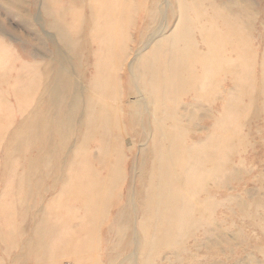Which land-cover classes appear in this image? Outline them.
Here are the masks:
<instances>
[{
  "label": "rangeland",
  "instance_id": "1",
  "mask_svg": "<svg viewBox=\"0 0 264 264\" xmlns=\"http://www.w3.org/2000/svg\"><path fill=\"white\" fill-rule=\"evenodd\" d=\"M102 1L13 0L11 3L0 0V264H128L125 257L130 253L136 225L140 233L139 264H264V0L182 1L189 9L185 27L197 50L194 56L215 58L218 64L209 68L206 78L200 64H195L198 81L192 83L187 96L181 98L189 105L198 101L202 105L195 107L198 111L195 128L201 132H188L187 150L192 156L205 154L201 156H204L205 169L202 185L206 184L197 197L199 184L189 185L195 196L183 199L189 203L186 204L190 210V214L181 217L184 221L176 214L167 216L163 209L156 212V201L145 211L144 201H141L137 222L132 213L128 216L125 211L127 201L136 190V184L147 186L150 168L146 164L144 173H137V165L142 167L143 159L139 149L128 150L129 144L138 142L135 132L128 128L132 103L129 95L133 88L129 60H124L120 67L112 65L110 81L118 84L121 95L105 105L121 112L117 108L120 105L124 111L121 123L122 129H126L125 135L113 114L108 118L106 130L99 128L98 121L96 129L90 131L82 107L73 115L75 132L73 129L68 139H63L58 130L57 120L64 112L62 107H69L73 101L70 95L76 93L70 88L74 86L61 81L62 65L71 70L73 76L68 77L67 82L72 80L73 85L77 84L84 105L88 99L96 100L93 96L100 97L98 89L94 88L100 86L103 63L116 49L115 43L108 42L111 35L92 31V7L94 4L105 7V0ZM131 1L137 5L136 11L124 29L117 52L119 57L124 51H129L126 55L133 53L140 45L141 33L146 32L147 14L158 0ZM171 1L174 15L168 34L177 29L180 19L179 0ZM192 20H196L195 26H189ZM211 23L217 28L207 27ZM232 24L239 26L237 35L227 30ZM55 89L58 93L54 96ZM96 107H100L98 102ZM98 115L101 114L98 112ZM232 123L237 128L230 127ZM108 144L112 146L110 149ZM151 154L145 155L147 163L153 157ZM117 163L122 168L118 179L116 167L113 168ZM113 179L119 180L118 183ZM87 190L93 191L88 193ZM173 190L174 195L178 191L182 194L178 185ZM137 193V196H145L138 188ZM180 203L177 206L182 208Z\"/></svg>",
  "mask_w": 264,
  "mask_h": 264
},
{
  "label": "bare ground",
  "instance_id": "2",
  "mask_svg": "<svg viewBox=\"0 0 264 264\" xmlns=\"http://www.w3.org/2000/svg\"><path fill=\"white\" fill-rule=\"evenodd\" d=\"M12 1V2H11ZM19 1V0H18ZM102 1V0H101ZM182 1L186 0H179L178 6L180 13L177 12V14L180 16L179 22L175 28L174 31L171 33H167V30L171 26V19L174 15V7L172 5L171 0H158L155 4V7L148 12L147 14V23L144 27L145 34L141 33L143 35V39L140 42L139 45L133 53H128L129 51H124L123 55L119 57L117 55L119 43H121V39L123 38L124 29H126L127 25L131 23L133 12L136 11L135 3L131 0H105V7H100L102 4H94L92 7L91 12V24L93 26V32H102L106 35H111V39L108 40V42L115 43L116 49L114 50V55H111L107 57L106 61L103 63V68L101 70V76L100 77V86H95L94 90H97V94L100 97H92L94 99H88L86 101V104L84 105V99H82V94H80L79 87L76 83L73 85L72 80H70L68 83L67 78H71L72 75L71 70L67 66H63L60 68V75H61V81H63V84H69L70 88H74L75 92L72 96V103L69 107H62V118L59 117L57 120L58 123V130H61L62 138H69L70 135L73 133V129L75 132V124L73 123V115H75V112L77 110H80V107L83 108V111L85 113V120L86 125L89 127V130L92 131L95 128V124L100 121L99 128H103L106 130L110 119V115H116V121L118 120L119 124L121 125V130L123 132H126V129H122V123L123 122V114L124 111L119 107L118 104L117 108L121 111L118 112L117 110L106 107L108 101H115L117 100L118 96L121 95L119 91V86L117 83H113L110 81V75H111V69L112 65L117 64L119 67L123 64L124 60H129L130 69L132 72V92L131 98L132 103L130 104L129 111H130V127L128 125V128L132 129L135 132V139L138 141L135 145L134 143L129 144L128 150L133 151L136 149H139V156L142 157V167H138L137 165V173L141 172L144 173V166H148L150 168V172L148 173L146 177V181L148 182L147 186H143L141 184H136V187L138 188V191H144L145 196L140 197L137 196V188L135 187L132 197L128 200L127 203L129 204L126 206L125 211H127V215L129 216V213H132V217L136 218L137 220V214H138V202L141 203V201H144V209L149 210L152 207V204L156 201L157 202V210L156 212H161L162 209L167 211V216L171 217L172 214H176L180 216V220H183L187 214H190V210L188 208V205L183 202V199L185 197H189L194 199V194L191 193L189 185H198L199 189L197 195L202 192V173L204 168V159L203 157L199 156V154L196 156H192L190 152L187 150V141L189 135L188 132H201V130H197L195 128L198 123L195 125V119L198 116V111H196V108L198 105H200L199 101L198 105H189L188 103H185L181 98L182 96L186 97L188 93V89L191 87L192 83L195 81H198V73L196 72L195 64H200V67L203 70V77H207L209 73L210 67H215V65L218 66L217 63H215L216 59L214 60L207 59L205 56H202L200 59V55L198 57L194 56V53H196V47H194V42L191 40V37L188 38L189 32H187L188 27H185V21L186 16L188 14L189 9L188 6H185ZM11 3H13V0H10ZM44 2V1H43ZM103 2V1H102ZM35 3V2H34ZM176 3V1H175ZM43 4V3H42ZM149 4V3H148ZM13 5V4H12ZM18 5V4H15ZM35 5V4H34ZM41 6V5H40ZM154 6V5H153ZM244 6V5H243ZM177 7V6H176ZM248 7V6H247ZM42 8V7H41ZM60 9V8H59ZM215 9V8H214ZM61 10V9H60ZM146 11V10H145ZM241 11V10H239ZM212 12V11H211ZM243 12V11H242ZM46 13V12H45ZM49 13V11H48ZM131 13V14H130ZM195 10V14L197 16H200ZM240 14V13H237ZM241 13L240 15H242ZM248 14V15H247ZM244 14L246 16V20L249 21L250 19V12ZM239 15V16H240ZM80 16V15H79ZM183 16V17H182ZM78 17V16H77ZM145 17V16H144ZM178 17V16H177ZM34 18V17H33ZM189 18V17H188ZM239 18V17H238ZM243 18V16H242ZM144 19V18H143ZM142 19V20H143ZM178 19V18H177ZM190 19V18H189ZM235 19V18H234ZM56 20V19H55ZM245 21V20H244ZM54 22V20H53ZM51 23V22H50ZM242 23V22H241ZM251 23V22H249ZM57 24V22H56ZM55 24V25H56ZM196 20H192V23L189 24L195 26ZM48 25V24H47ZM52 25V24H51ZM49 25L48 27H50ZM54 25V24H53ZM82 25V24H81ZM251 26V25H250ZM253 26V25H252ZM251 26V27H252ZM84 27V26H83ZM207 27L210 28H217V25L214 23L208 24ZM248 27V26H247ZM174 28V27H173ZM206 28V27H204ZM61 30V29H59ZM227 30L230 31L229 34L237 35L239 29V26L236 24H232L231 26L227 27ZM58 31V30H57ZM247 33V32H246ZM227 35V33H226ZM180 36L184 38L181 40ZM232 36V35H231ZM80 37H77V39ZM222 39V38H221ZM73 40V39H72ZM75 40V39H74ZM78 41V40H77ZM70 42V41H69ZM184 42V43H182ZM70 43H74L73 41ZM227 41H225V44ZM64 44V43H63ZM66 44V43H65ZM183 44V45H182ZM65 46V45H64ZM83 46V45H82ZM122 47V46H121ZM229 47V46H228ZM64 48V47H63ZM128 49V48H127ZM123 50V49H122ZM130 50V49H129ZM149 51L148 53H146ZM122 52V51H121ZM194 52V53H193ZM132 54V55H131ZM150 56V59L148 58ZM124 57V59H123ZM211 57V56H210ZM191 58L197 61L192 62ZM250 60V59H249ZM252 60V59H251ZM246 61V60H245ZM253 62V60H252ZM73 62L71 61V64ZM68 65V64H66ZM70 65V63H69ZM68 65V66H69ZM74 66V65H73ZM144 67L143 69H140V67ZM232 66V65H230ZM130 72V73H131ZM97 74V73H96ZM99 74V73H98ZM73 76V75H72ZM211 76V75H210ZM213 76V75H212ZM115 77V76H114ZM235 77V76H233ZM115 79V78H114ZM131 79V78H130ZM212 79V78H210ZM204 79L202 78V81ZM237 80V79H236ZM128 81V80H127ZM117 82V80H116ZM119 82V81H118ZM216 82V81H215ZM198 83V82H197ZM59 84V83H58ZM80 84V83H79ZM116 84V86L114 85ZM130 84V83H129ZM150 84V85H148ZM234 84V83H233ZM82 86V85H80ZM114 87V88H113ZM213 87V86H212ZM232 87V86H230ZM236 87V85H235ZM238 87V86H237ZM204 91L206 90V87H204ZM66 89V88H65ZM69 89V88H68ZM85 90V88H83ZM198 89V87H197ZM233 89V87H232ZM74 90H71L74 91ZM90 90V89H89ZM222 90V89H221ZM229 89H227L228 92ZM235 90V89H234ZM250 90V89H249ZM226 91V90H225ZM247 91V90H246ZM60 92V91H59ZM206 92V91H205ZM58 91L55 89L53 90V95H57ZM66 93V92H65ZM73 93V92H72ZM71 93V94H72ZM233 93V92H232ZM250 93V92H249ZM49 94V93H48ZM51 94V93H50ZM128 94V93H127ZM259 94V92L257 93ZM63 95V94H62ZM190 95V94H189ZM230 95V94H229ZM67 96V95H66ZM216 96V95H215ZM257 96V95H256ZM128 97V96H127ZM197 97V96H196ZM200 98V95L198 96ZM219 97V96H218ZM221 97V96H220ZM70 98V97H69ZM89 98V97H88ZM55 100V99H54ZM68 100V99H67ZM92 100V101H91ZM103 100V102H102ZM200 100V99H199ZM51 101V100H50ZM71 101V100H70ZM97 101L99 104V109H97ZM126 101V100H125ZM230 101V99H229ZM65 102V101H64ZM67 102V101H66ZM107 102V103H106ZM218 102V101H217ZM221 102V101H220ZM52 103V102H51ZM56 103V101H55ZM68 103V102H67ZM64 104V103H63ZM214 104V103H212ZM65 105V104H64ZM67 105V104H66ZM65 105V106H66ZM129 105V104H127ZM126 105V106H127ZM229 105V103H228ZM59 106V105H58ZM57 106V107H58ZM192 108H191V107ZM202 106V105H200ZM205 106V105H204ZM210 107V106H209ZM69 108V113L67 114V109ZM200 108V107H198ZM221 108V107H220ZM205 110L207 108H204ZM113 110V112H112ZM101 114L100 116L98 115ZM118 113V115L116 114ZM205 112V111H204ZM225 112V111H224ZM223 112V114H224ZM200 113V112H199ZM218 113V112H217ZM220 113V112H219ZM226 113V112H225ZM227 114L228 111H227ZM54 115V114H53ZM202 115V112H201ZM234 115V114H233ZM238 115V114H237ZM232 116V114H231ZM113 117V116H112ZM216 117V116H215ZM214 117V118H215ZM222 115L219 119H221ZM224 117V116H223ZM226 117V116H225ZM224 117V118H225ZM229 117V116H228ZM235 117V116H234ZM233 117V119H234ZM56 118V116H55ZM109 118V119H108ZM114 118V117H113ZM223 118V119H224ZM239 118V117H238ZM198 119V118H197ZM196 119V120H197ZM216 119V118H215ZM229 119V118H228ZM227 119V120H228ZM61 120V122H60ZM79 120V119H78ZM214 120V119H213ZM222 120V119H221ZM231 120V118H230ZM228 120V121H230ZM240 120V118H239ZM238 120V121H239ZM216 121V120H215ZM224 121V120H223ZM221 121V122H223ZM227 123L229 124V122ZM233 121V120H232ZM198 122V121H196ZM217 122V121H216ZM226 122V121H225ZM56 124V122H54ZM235 123V122H233ZM231 124L230 127H236L234 124ZM239 123V122H238ZM99 124V122H98ZM116 124V123H114ZM213 125L215 123H212ZM211 124V125H212ZM236 124V123H235ZM230 125V124H229ZM33 126V125H32ZM55 126V125H54ZM98 126V125H97ZM203 126V125H202ZM200 125V127H202ZM224 126H226L224 124ZM223 126V127H224ZM213 127V126H212ZM227 127V126H226ZM232 127V128H233ZM56 128V126H55ZM217 128V127H216ZM237 128V127H236ZM129 129V130H130ZM223 129V128H222ZM57 130V129H55ZM197 130V131H196ZM228 130V129H227ZM233 130V129H232ZM101 131V130H100ZM103 131V130H102ZM121 132V131H120ZM237 132V131H236ZM58 133V134H59ZM70 133V134H69ZM104 133V132H103ZM131 133V132H130ZM215 133V132H214ZM59 134V135H60ZM69 134V135H68ZM202 134V133H201ZM120 135V134H119ZM127 135V134H126ZM226 135V134H225ZM234 135V134H233ZM232 135V136H233ZM53 136V135H52ZM88 136V135H87ZM108 136V135H107ZM111 136H114L112 134ZM202 136V135H201ZM206 136V135H205ZM213 136V135H212ZM224 136V134H223ZM235 136V135H234ZM20 137V136H19ZM55 137V136H54ZM121 137V136H120ZM123 137V136H122ZM132 137V136H131ZM207 137V136H206ZM209 137V136H208ZM59 138V137H58ZM130 138V137H129ZM129 138H127L129 140ZM134 138V137H133ZM226 138V136L224 137ZM66 139V140H67ZM126 139V138H125ZM126 139V140H127ZM111 140V139H110ZM109 140V141H110ZM108 141V143H109ZM123 141V140H122ZM202 141V140H201ZM59 142V140L57 141ZM56 142V143H57ZM129 142V141H128ZM127 142V144H128ZM190 142V141H189ZM193 142V141H191ZM217 142V141H216ZM61 143V142H60ZM131 143V142H130ZM198 143V141H197ZM211 143V142H210ZM215 143V142H214ZM222 143V142H221ZM226 143V142H225ZM59 144V143H57ZM62 144H64L62 142ZM202 144V143H201ZM218 144V142H217ZM220 144V143H219ZM234 144V143H233ZM52 145V143H51ZM60 145V144H59ZM58 145V146H59ZM110 149L112 146L108 144ZM139 147H138V146ZM230 145V143H229ZM228 145V146H229ZM63 145H61L62 147ZM104 146V145H103ZM116 146V145H115ZM114 146V147H115ZM190 146V145H189ZM214 146V145H213ZM60 147V146H59ZM207 147V146H206ZM215 147V146H214ZM51 148V147H50ZM210 148V147H209ZM151 149V150H149ZM224 149V148H223ZM54 150V149H53ZM57 150V149H56ZM60 150V149H59ZM104 150V149H103ZM107 150V149H106ZM105 150V151H106ZM206 150V149H205ZM104 151V152H105ZM215 151V150H214ZM57 152V151H56ZM151 152L152 158L150 160V163L146 162L145 155L147 157V154ZM217 152V151H216ZM231 152V150H230ZM107 151V155H109ZM200 153V151H199ZM204 153V152H203ZM206 153V152H205ZM131 154V153H130ZM216 154V153H215ZM118 155V154H117ZM121 155V152H120ZM124 155V154H123ZM214 155V154H213ZM119 156V155H118ZM126 156V155H125ZM45 157V156H44ZM114 157V156H113ZM122 157V155H121ZM119 157L118 160L121 159ZM218 157V156H217ZM133 158V156H132ZM149 158V156H148ZM54 160V159H53ZM222 160V159H221ZM225 160V159H224ZM117 161V160H116ZM121 161V160H120ZM120 161H118L120 163ZM219 161V160H218ZM217 161V162H218ZM133 162V161H132ZM213 162V161H212ZM220 162V161H219ZM116 163V162H114ZM224 163V162H223ZM216 164V163H215ZM115 165V164H114ZM120 164L117 163V165L113 166V168L116 167L114 170L115 176L117 177L120 173L122 168L119 166ZM211 165H214L213 163ZM218 166V165H217ZM215 166V167H217ZM214 169V166H212ZM223 167V166H221ZM225 167V165H224ZM233 167V165H231ZM208 168V167H207ZM212 168L210 169L213 170ZM232 169V168H231ZM135 170V169H134ZM220 170V169H219ZM208 171V173L210 172ZM221 172V171H220ZM207 173V172H206ZM216 173V172H215ZM114 177V173L112 174ZM218 175V174H214ZM26 176V175H25ZM111 176V175H110ZM207 176V175H206ZM112 177V178H113ZM122 177V176H120ZM119 177V178H120ZM27 178V177H26ZM219 178V177H218ZM216 178V179H218ZM118 179V177H117ZM122 179H124L122 177ZM138 179V178H137ZM136 179V181H137ZM213 179V178H212ZM215 179V178H214ZM215 179V180H216ZM220 177V181H221ZM116 181L115 179H113ZM128 180V179H127ZM205 180V179H204ZM110 181V180H108ZM119 181V180H117ZM116 181V182H117ZM124 181V180H122ZM214 181V180H213ZM28 182V181H27ZM131 182V181H130ZM219 182V181H218ZM112 181L110 182L111 185ZM118 183V182H117ZM122 183V182H121ZM215 183V182H214ZM213 183V184H214ZM223 183V182H222ZM113 184V183H112ZM217 184V183H215ZM221 184V183H220ZM224 184V183H223ZM34 185V184H33ZM94 185V184H93ZM93 185H90L92 187ZM122 186V184H120ZM180 187L181 193L178 191L173 193V188L176 186ZM103 186V185H102ZM116 186V185H115ZM132 186V185H131ZM222 186V185H221ZM45 187V186H44ZM105 187V186H104ZM46 188V187H45ZM96 188V187H95ZM110 188H113L112 186ZM116 188V187H115ZM127 188V187H126ZM125 188V189H126ZM70 189V188H69ZM86 189V188H85ZM109 189V188H108ZM118 189V188H117ZM91 190V189H90ZM100 190V189H99ZM98 190V193H99ZM128 190V189H127ZM65 191V190H64ZM93 191V190H92ZM91 191V192H92ZM103 191V190H102ZM100 191V192H102ZM113 191V190H112ZM32 192V191H31ZM88 193H91L87 190ZM215 192V191H214ZM220 192V191H219ZM97 193V190L96 192ZM104 193V192H103ZM107 193V191L105 192ZM117 193V192H116ZM101 198H102V193ZM106 195V194H104ZM38 196V195H37ZM95 196V195H94ZM100 196V195H99ZM98 196V198H99ZM107 196H110L107 194ZM113 196V195H112ZM117 196V195H116ZM182 196H184L182 198ZM87 197V196H86ZM93 197V195H92ZM111 197V196H110ZM146 197V200H145ZM58 198V197H57ZM104 198V197H103ZM106 198V197H105ZM125 198V196H124ZM127 198V197H126ZM187 198L185 199L187 201ZM207 198V197H205ZM84 199V198H83ZM82 199V200H83ZM88 199V197L86 198ZM109 199V197H108ZM196 199V198H195ZM199 199V198H198ZM197 201L199 202V200ZM56 200V199H55ZM60 200V199H58ZM99 200V199H98ZM103 201V199H101ZM184 200V201H185ZM204 200V199H203ZM259 200V199H258ZM90 201V200H87ZM96 201V200H94ZM109 201V200H108ZM196 201V200H195ZM216 201V200H215ZM181 202V203H180ZM97 202H95L96 204ZM99 203V202H98ZM126 203V202H124ZM182 204V208H179L177 204ZM191 203V202H190ZM19 204V203H18ZM31 204V203H30ZM29 204V205H30ZM155 204V203H154ZM189 204V203H188ZM198 207L200 208V202L197 203ZM259 204V203H258ZM21 205V204H19ZM83 205V203H82ZM98 205V204H96ZM101 205V204H100ZM223 205V204H222ZM85 206V205H84ZM103 206V205H102ZM122 206V205H121ZM104 207V206H103ZM192 207V206H191ZM31 208V207H30ZM38 208V205L37 207ZM95 208V206H94ZM123 208V207H122ZM22 209V208H21ZM119 209V208H118ZM97 210V209H96ZM123 210V209H122ZM206 210V209H205ZM73 211V210H72ZM200 211V210H199ZM198 211V212H199ZM96 211H94L95 213ZM192 212V211H191ZM201 212V211H200ZM30 213V212H29ZM33 213V212H32ZM93 213V215H94ZM97 213V212H96ZM121 213V212H119ZM146 213V212H145ZM73 214V213H72ZM143 214V213H142ZM147 214V213H146ZM30 215V214H29ZM63 215H65L63 213ZM125 214V216L127 217ZM31 216V215H30ZM39 216V215H38ZM37 216V217H38ZM41 216V215H40ZM39 216V217H40ZM141 216V215H140ZM158 216V215H157ZM160 216V215H159ZM158 216V217H159ZM175 216V215H174ZM32 217V216H31ZM38 217V218H39ZM66 217V216H65ZM120 217V216H119ZM182 217V218H181ZM37 218V219H38ZM101 218V217H100ZM117 218V217H116ZM154 218H156L154 216ZM19 219V218H18ZM98 220V218H96ZM128 219V218H127ZM157 219V218H156ZM174 220V217H172ZM198 219V216H197ZM40 220V219H39ZM59 220V219H58ZM61 220V219H60ZM59 220V221H60ZM92 220V219H91ZM122 220V219H121ZM130 220V219H128ZM155 220V219H154ZM159 220V219H158ZM30 221V220H29ZM28 221V223H29ZM57 221V220H56ZM113 221V220H112ZM126 221V220H124ZM184 221V220H183ZM90 222V221H88ZM160 222V221H159ZM122 225V222H120ZM128 222L126 221V225ZM130 223V221H129ZM139 223V222H138ZM142 223V222H140ZM191 223V222H190ZM201 223V221H200ZM203 223V222H202ZM208 223V222H207ZM115 224V222H114ZM160 224V223H158ZM22 225V224H20ZM120 225V224H119ZM124 225V226H126ZM141 225V224H140ZM145 225V224H144ZM28 226V224H27ZM41 226V225H39ZM80 226V224H79ZM110 226V225H109ZM143 226V225H142ZM147 226V225H146ZM155 226V225H154ZM29 227V226H28ZM38 227V226H37ZM83 227V225H82ZM96 227V225H95ZM94 227V228H95ZM42 228V226H41ZM89 228V227H88ZM97 228V227H96ZM95 228V229H96ZM120 228V227H118ZM126 228V227H125ZM124 228V229H125ZM153 228V227H152ZM156 228V227H155ZM154 228V229H155ZM201 228V226H200ZM37 229V228H36ZM44 229V228H42ZM76 229V228H75ZM27 232L28 229L26 228ZM35 230V228L33 229ZM41 230V229H40ZM108 230V228H107ZM127 230V229H126ZM153 230V229H152ZM180 230V229H179ZM195 230V229H194ZM76 231V230H75ZM89 231V229H88ZM109 231V230H108ZM111 231V230H110ZM118 231V230H116ZM193 231V230H192ZM196 231V230H195ZM26 232V233H27ZM35 232V231H34ZM38 232H40L38 230ZM91 232V231H90ZM94 232H96L94 230ZM142 232V231H141ZM161 232V231H160ZM117 234V232H115ZM174 233V232H173ZM38 234V233H36ZM47 234V233H46ZM80 234V233H79ZM85 234V233H84ZM194 234V233H193ZM192 234V235H193ZM39 235V234H38ZM52 235V233H51ZM88 235V234H87ZM113 235V234H112ZM124 235V234H123ZM160 235V234H159ZM81 236V234H80ZM96 236V235H95ZM95 236H92L95 237ZM162 236V235H161ZM170 236V234H169ZM178 236V234H177ZM118 237V236H117ZM122 237V235H121ZM179 237V236H178ZM185 237V236H184ZM181 238V237H180ZM194 239V237H192ZM83 239V238H82ZM160 239V238H159ZM163 239V238H162ZM93 240V239H92ZM97 241V239L95 238ZM119 240V238H118ZM121 240V239H120ZM119 240V241H120ZM150 240V239H149ZM94 241V240H93ZM170 241V240H169ZM27 242V241H26ZM67 242V241H66ZM106 242V241H104ZM118 242V241H117ZM132 245H130V253L125 257V260L128 262V264H139V256L141 253L140 249V233L138 231L137 225L135 226L133 230L132 235ZM157 242V241H156ZM183 242V241H182ZM91 243V242H90ZM93 243V242H92ZM111 243V239H110ZM115 243V242H114ZM119 243V242H118ZM162 243V242H161ZM160 243V244H161ZM174 243V242H173ZM220 243V242H219ZM57 244V243H56ZM94 244V243H93ZM106 244V243H105ZM159 244V243H158ZM205 244V243H204ZM42 245V244H41ZM115 245V244H114ZM173 245V244H171ZM177 245V244H176ZM196 245V244H195ZM200 245V244H199ZM104 246V245H103ZM152 246V245H151ZM170 246V245H169ZM44 247V246H43ZM91 247V244H90ZM95 247V245H94ZM92 246V248H94ZM98 247V246H97ZM106 247V246H105ZM104 247V248H105ZM112 247V246H111ZM162 247V246H161ZM46 248V246H45ZM44 248V249H45ZM160 248V247H159ZM175 248V247H173ZM172 248V249H173ZM179 248V247H178ZM150 249V248H149ZM152 249V247H151ZM150 249V250H151ZM165 249V248H163ZM95 250V249H94ZM176 250V248H175ZM174 250V251H175ZM42 251H44L42 249ZM165 251V250H164ZM88 252V251H87ZM95 252V251H94ZM92 252V253H94ZM98 252V251H97ZM120 252V251H119ZM179 252V251H178ZM177 252V254H178ZM199 252V251H198ZM89 253V252H88ZM107 253V252H106ZM118 253V252H117ZM116 253V254H117ZM163 253V252H162ZM171 254V251L169 252ZM201 254V252H199ZM28 254V253H27ZM115 254V256H116ZM150 254V253H149ZM164 254V253H163ZM162 254V255H163ZM167 254V253H166ZM176 254V255H177ZM199 254V255H200ZM88 255V254H87ZM114 255V254H113ZM118 255V254H117ZM121 255V254H120ZM146 255V254H145ZM175 255V256H176ZM78 256V255H77ZM112 256V255H111ZM181 256V255H180ZM204 256V254H203ZM202 256V257H203ZM93 258V257H92ZM111 258V257H110ZM49 260V259H48ZM85 260V259H84ZM100 260V259H99ZM123 260V259H122ZM121 260V261H122ZM211 260V259H210ZM111 261V260H110ZM107 261V262H110ZM113 261V260H112ZM179 262V260L177 259ZM93 262V261H92ZM90 262V263H92ZM120 262V260H119ZM64 263V262H63ZM66 263H68L66 261ZM97 263V261H96ZM205 263V262H204ZM71 264V263H70ZM109 264V263H107Z\"/></svg>",
  "mask_w": 264,
  "mask_h": 264
}]
</instances>
